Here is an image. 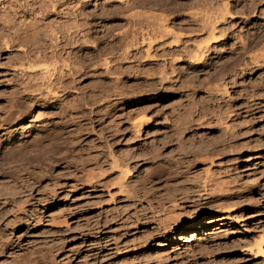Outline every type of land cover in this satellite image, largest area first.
I'll return each instance as SVG.
<instances>
[{
	"label": "rangeland",
	"instance_id": "obj_1",
	"mask_svg": "<svg viewBox=\"0 0 264 264\" xmlns=\"http://www.w3.org/2000/svg\"><path fill=\"white\" fill-rule=\"evenodd\" d=\"M204 10L220 14L226 39L197 62L190 48L207 32L192 27ZM160 16L173 30L164 40L182 42L156 41L147 58L142 25ZM262 31L264 0H0V120L16 92L32 103L31 126L57 131L24 152L32 162L0 159V264H264L250 250L264 233V59H249L264 40L245 47ZM30 55L55 58L52 79ZM214 216L222 223L200 238L179 239Z\"/></svg>",
	"mask_w": 264,
	"mask_h": 264
},
{
	"label": "bare ground",
	"instance_id": "obj_2",
	"mask_svg": "<svg viewBox=\"0 0 264 264\" xmlns=\"http://www.w3.org/2000/svg\"><path fill=\"white\" fill-rule=\"evenodd\" d=\"M222 5V9H224L223 11H225L224 13H220L221 14V16H219L220 14H218V16L219 17H221V19H222V17L224 16V14H230V12H229V10H227V8H228V3L226 2L225 4H221ZM203 12V11H202ZM221 12V11H220ZM209 13H210V11H209ZM208 12H207V10L205 11L204 10V12H203V16L201 17L200 16V18L199 19H196L195 20V23L196 24H194V27H192L191 29H192V31L195 29V31L196 30H198V31H204L205 30V32H207L206 34H207V36H206V38L205 39H200V40H195L194 42H193V47L192 48H190L191 50L193 49V52L189 55L190 57H191V59L193 60H200L201 58L202 59H204L205 57H206V55H207V53L208 52H210L211 51V49L212 48H214V47H212L214 44H216V43H219V44H223L224 42H225V39H224V37H222V36H224V31L225 30H222V29H219L218 30V27H217V23H218V21H219V17L218 16H211V14H209ZM192 14H194V13H192ZM198 14V13H197ZM190 15V14H189ZM195 15H196V12H195ZM202 15V14H201ZM162 16H160V19H157L158 21L157 22H155V24H150L151 22H149L148 23V25L146 26V25H142V30L143 31H145L144 30V28H143V26L144 27H147V28H145V29H148L147 30V32L145 31V38H144V36H143V34H142V36H143V41L145 40L146 42H147V54L146 55H148L147 56V58H150V57H152V56H149V49H151L150 47H151V44L152 43H154V42H156V41H160L161 42V45L162 44H164V45H166V43H167V41H165L164 40V38L166 37V36H168V35H170V34H172L173 33V30L169 27V26H167V24H163L164 22H165V20H166V18H161ZM198 17H199V15H198ZM195 18H196V16H195ZM224 18V17H223ZM152 20V19H151ZM150 20V21H151ZM147 21V20H146ZM153 21V20H152ZM186 21V20H185ZM194 22H192V24H193ZM147 24V23H146ZM52 27V26H51ZM63 27H64V25H63ZM32 28V27H31ZM53 29H55V27H52ZM26 29V28H25ZM49 29H50V27H49ZM9 30V29H8ZM141 30V31H142ZM25 31V30H24ZM49 31V30H48ZM50 31H51V29H50ZM49 31V33H54V31H51L50 32ZM57 31V30H56ZM59 31V30H58ZM57 31V32H58ZM9 32V31H8ZM19 32V31H18ZM176 32V31H175ZM188 32V31H187ZM194 32V31H193ZM192 32V33H193ZM216 32H218V33H220V34H216ZM16 33V32H15ZM27 33V32H26ZM37 33V32H36ZM177 33V32H176ZM55 34V35H54ZM53 35H54V37L56 38V39H58L57 38V36H56V32L54 33ZM28 35V34H27ZM34 35H35V37H36V35H38V34H35L34 33ZM34 35H33V37H34ZM4 36V35H3ZM29 36H31V35H29ZM141 36V37H142ZM2 37V36H1ZM0 37V38H1ZM10 36H8V38H9ZM17 37V36H16ZM172 38H171V40H170V38H169V40H170V42H169V40H168V43H167V46L169 45V46H178V43L179 42H182V40H181V37L180 36H178V35H176V34H174L173 36H171ZM13 37H11V38H9V39H12ZM24 38H26V37H24ZM31 38V37H30ZM55 38H53V39H55ZM168 38V37H167ZM9 39H5V38H2V41L4 42V45H7L9 42H10V40ZM55 39V40H56ZM264 40V32L262 31V33H261V35H260V37L258 38L257 36H255V38L254 39H251L249 42H247V46H245V45H243V46H245L246 47V50H250L251 48H253V47H255L256 48V45L258 46V43H261L260 41L261 40ZM14 40V39H13ZM28 41V40H27ZM246 42H244L243 44H245ZM263 43V42H262ZM182 44V43H181ZM159 45H160V43H159ZM8 46V45H7ZM163 46V45H162ZM166 46V47H167ZM181 46V45H180ZM260 46V45H259ZM42 47V46H41ZM159 47V46H158ZM165 47V46H164ZM45 48V47H44ZM171 48V47H170ZM217 48V47H216ZM243 48V47H242ZM25 49V48H24ZM39 49V48H38ZM166 49V48H165ZM177 49V48H176ZM185 49V48H184ZM189 48H187V50H188ZM215 49V48H214ZM254 49V48H253ZM37 50V49H36ZM35 50V51H36ZM40 50V49H39ZM38 50V53H41V55H43V52H40ZM44 50V49H43ZM46 50V49H45ZM162 50H164V48L162 47ZM182 50V49H181ZM190 50V51H191ZM242 50H244V49H242ZM246 50H244L245 52H246ZM252 50V49H251ZM41 51H42V49H41ZM174 51H175V48H174ZM174 51H171V52H174ZM189 51V50H188ZM187 51V52H188ZM259 51H262V52H260L259 54H250V55H252V56H250L249 54H247V56L249 55L250 56V58L249 59H252V60H254V62L255 63H257L258 62V57H260V58H263L264 59V45L260 48V50ZM31 52V51H30ZM30 52H29V54H30ZM46 52H47V50H46ZM54 52V51H53ZM162 52V51H161ZM166 52V50L165 51H163V54ZM179 52V51H178ZM251 52V51H250ZM253 52H255V51H253ZM256 52H257V50H256ZM26 53V52H25ZM25 53H23V54H25ZM36 53H37V51H36ZM49 53H51V51H49ZM167 53V52H166ZM168 53H170V52H168ZM175 53H176V51H175ZM22 54V56H25V55H23ZM53 54V53H52ZM54 54H55V52H54ZM152 54V53H151ZM171 54V53H170ZM189 54V53H188ZM209 54V53H208ZM27 55V54H26ZM32 55V54H31ZM31 55H30V57H28V59L26 60V59H24V60H26V63H32V62H34L35 63V61H37L38 62V60L39 61H41L42 63H46V64H44V67H42V70H44V71H42V73H43V77H46V78H44V79H46L47 80V77H50L52 74H50V69L48 68V66L49 67H51V64H53V65H55V58H54V62L52 63V58H53V56H50L49 54V57H52L51 59L50 58H47L48 57V55H47V57H45L46 55H45V52H44V57L42 56L41 58L40 57H38L39 55H35L36 56V59L37 60H35V59H33V58H35V56L32 58L31 57ZM56 55V54H55ZM169 55V54H168ZM173 55V54H172ZM56 56H58V55H56ZM209 56V55H208ZM21 57V56H20ZM61 57V56H60ZM19 58V57H18ZM27 58V57H26ZM39 58V59H38ZM57 59V58H56ZM63 59V58H62ZM62 59L60 58V60L62 61ZM47 60H51V62H50V64H47ZM251 60V61H252ZM14 61V60H13ZM16 61H17V58H16ZM47 61V62H46ZM57 61V60H56ZM60 61V62H61ZM64 61L65 60H63L62 62L64 63ZM104 61H106V60H104ZM15 62V61H14ZM13 62V63H14ZM36 62V63H37ZM59 61L57 62V64H61ZM152 62V61H151ZM156 62V61H155ZM161 62V61H160ZM195 62V61H194ZM198 62V61H197ZM33 63V64H34ZM62 63V64H63ZM16 64V63H15ZM27 64V65H28ZM33 64H32V66H33ZM38 64H40V62H38ZM61 64V65H62ZM65 64V63H64ZM106 64V63H105ZM104 64V65H105ZM236 64V63H235ZM30 65V64H29ZM35 65H37V64H34V66ZM230 65V64H229ZM228 65V66H229ZM246 65V64H245ZM244 65V66H245ZM33 66V67H34ZM38 66V65H37ZM40 66V65H39ZM62 66H64V65H62ZM61 66V67H62ZM41 67V66H40ZM53 67V66H52ZM51 67V68H52ZM150 67V66H149ZM159 67V66H158ZM163 67H165V66H163ZM162 67V68H163ZM220 67V66H219ZM226 67V66H225ZM224 66H223V69L225 68ZM28 68H29V66H28ZM36 68V67H35ZM44 68V69H43ZM156 68V67H155ZM227 68V67H226ZM32 69V68H31ZM40 69V68H39ZM53 69V68H52ZM56 69H58L57 71H56V73L58 74V72H60V70H61V68H57L56 67ZM149 69V68H148ZM147 69V70H148ZM151 69V68H150ZM154 69V68H153ZM152 69V70H153ZM161 70V74L162 75H165L166 76V74L167 73H165V74H163L164 72L162 71V69L159 67L158 68V70ZM215 69V68H214ZM221 69H222V67H221ZM220 69V70H221ZM63 70V69H62ZM151 70V71H152ZM156 70V69H155ZM157 70V72H159ZM218 70V69H217ZM226 70V69H225ZM41 71V70H40ZM39 71V72H40ZM198 71V70H197ZM219 71V70H218ZM217 71V73H215V74H218L219 72ZM222 71V70H221ZM51 72H52V70H51ZM63 72V71H62ZM62 72H61V74H62ZM147 72H150V71H147ZM156 72V71H155ZM154 72V73H155ZM155 73V74H159V73ZM163 72V73H162ZM194 72V71H193ZM216 72V71H215ZM41 72L39 73V75H40V77H41V74H42ZM53 73H55L54 72V69H53ZM153 73V72H152ZM151 72L150 73H148L149 75L150 74H152ZM153 73V74H154ZM208 73V72H207ZM152 74V75H153ZM160 74V75H161ZM192 74V73H191ZM211 74V73H210ZM56 75V74H55ZM161 75V77H163ZM220 75V74H219ZM57 76V75H56ZM58 76H61V75H59L58 74ZM159 76V75H158ZM196 76V75H195ZM208 76H209V74H208ZM212 76V75H211ZM224 76V75H223ZM223 76H222V78H223ZM39 77V78H40ZM62 77H63V75H62ZM149 77V76H148ZM150 77H151V75H150ZM160 77V76H159ZM161 77H160V79H161ZM168 77V76H167ZM213 78H217V76H212ZM211 77V78H212ZM55 78V77H54ZM54 78H53V80H54ZM61 78V77H60ZM155 78H156V75H155ZM191 78H192V76H191ZM190 78V79H191ZM194 78V77H193ZM215 78V79H216ZM43 79V78H42ZM43 79V80H44ZM49 79V78H48ZM50 79H52V76L50 77ZM49 79V80H50ZM59 79V77L56 79V81ZM160 79H158V80H160ZM41 80V79H40ZM48 80V81H49ZM53 80H52V82L51 83H56V82H53ZM162 80V79H161ZM187 80V79H186ZM218 80V79H217ZM222 80V79H221ZM48 81H45V82H48ZM55 81V80H54ZM59 81V80H58ZM57 81V82H58ZM151 81V80H150ZM156 81V80H155ZM44 83V82H43ZM59 83V82H58ZM150 82L148 81V84H149ZM154 83V82H153ZM62 84V83H61ZM157 84V83H156ZM159 84V83H158ZM24 85V84H23ZM48 85H52V84H50V82H49V84ZM59 85H60V83H59ZM63 85V84H62ZM61 85V86H62ZM154 85V84H153ZM152 84H151V86H153ZM45 86V85H44ZM53 86V85H52ZM155 86V85H154ZM46 87V86H45ZM48 87V86H47ZM46 87V88H47ZM55 87V86H54ZM54 87L52 88V87H49L48 89H52L51 90V92L52 93H48V94H52L53 95V97H56L55 95H54V93H53V89H54ZM63 87V86H62ZM45 88V89H46ZM56 88V87H55ZM152 88V87H151ZM157 88V87H156ZM206 88H208V87H206ZM16 89V88H15ZM29 89V88H28ZM32 89V88H31ZM45 89H44V91H45ZM57 89V88H56ZM56 89H54V90H56ZM23 90V89H22ZM47 90V89H46ZM155 90V89H154ZM153 90V91H154ZM157 90V89H156ZM207 90V89H206ZM209 90H210V88H209ZM223 90H224V92L226 91L227 92V90L226 89H224L223 88ZM222 90V91H223ZM14 91V90H13ZM13 91H11L12 93H13ZM149 91V90H148ZM10 92V96L12 95L13 96V94ZM41 92V91H40ZM47 92V91H46ZM50 92V91H49ZM57 92V91H56ZM15 93V96H11L12 98H9V99H11L10 101H9V108H8V110L6 111V109H5V114L4 113H2V114H4V116H3V118L0 120V159H2L1 160V162L3 161V163L4 164H17V161H22V163L25 161V160H23V159H26V157L28 156L27 154V156L24 154V152H29L28 151V149L29 148H32V149H35V148H37V147H39V148H37V149H40V145H42L41 143H42V141H44V140H46V139H49L50 138V136H51V134L53 133L54 134V132H57L56 131V129L55 128H50V126L49 127H42L41 125V127H35V126H31L30 125V123L32 122V121H34V120H31L30 118V120L28 119V116L30 115V113H33V112H35V110L33 109V106L32 105H30L29 103H31V102H29L28 103V101H27V103H25L23 100H21L20 98H18L17 97V94H16V92H14ZM42 93V92H41ZM44 93V92H43ZM58 93V92H57ZM45 94H47V93H45ZM45 94H43V96H45ZM41 94L39 93V95L38 96H40ZM51 95V96H52ZM33 97H37V95L35 96V95H33ZM49 97V96H48ZM52 97V98H53ZM41 98V97H40ZM43 98V97H42ZM46 98V97H45ZM44 98V99H45ZM7 99V98H6ZM31 99H32V97H31ZM35 99V98H34ZM38 99H39V97H38ZM35 101V100H34ZM33 102V101H32ZM198 103V102H197ZM7 104H8V102H7ZM32 104V103H31ZM192 104H193V102H192ZM38 105V104H37ZM147 105V104H146ZM190 105V104H189ZM196 105V104H195ZM191 106V105H190ZM193 106H194V104H193ZM8 107V106H7ZM175 107H176V105H175ZM56 108V107H55ZM147 108V107H146ZM144 109V110H147V109ZM194 110L196 109L195 107H192ZM143 109V108H142ZM189 109V108H188ZM200 109V108H199ZM192 110V109H191ZM207 110V109H206ZM172 111V110H171ZM185 111H187V109L185 110ZM184 111V112H185ZM189 111V110H188ZM187 111V112H188ZM187 112H185V114L187 113ZM190 112V111H189ZM199 112V111H198ZM204 112V111H203ZM207 112V111H206ZM47 113H48V111H47ZM191 113H193V112H191ZM190 113V114H191ZM219 113V112H218ZM220 113H222V112H220ZM225 113H229V112H225ZM43 114V113H42ZM139 114V113H138ZM184 114V115H185ZM198 114V113H197ZM202 116L204 115V114H202V110H201V113H200ZM206 114V113H205ZM224 114V113H223ZM44 115V114H43ZM183 115V113H182V115L180 114V115H178L179 117H183L184 116ZM193 115V114H192ZM200 115V116H201ZM216 115H218V114H216ZM38 116V115H37ZM36 116V119L37 118H39L40 117V114H39V117H37ZM175 116V115H174ZM191 116V115H190ZM198 117V118H201V117ZM177 116H175V118L174 119H177L176 118ZM185 117H186V115H185ZM184 117V118H185ZM188 117H189V113H188ZM187 117V118H188ZM192 117V116H191ZM191 117L190 118H188L189 120L191 119ZM196 117H197V115H196ZM196 117H194V118H192V119H196ZM220 117H222V114H221V116ZM220 117H219V119H220ZM224 117H225V115H224ZM47 118V117H46ZM173 118V117H172ZM183 118V122L182 123H185L188 119L187 118H185L184 119ZM198 118H197V121H198ZM203 118H204V116H203ZM202 118V119H203ZM27 119H28V121H30V122H28L27 121ZM35 119V120H36ZM143 119H144V117H143ZM146 119V118H145ZM143 120L144 122L146 121V120ZM166 119V118H165ZM173 119V120H174ZM181 118H179V120H180ZM187 119V120H186ZM148 120H149V118H148ZM172 120V119H171ZM172 120V121H173ZM178 119L177 120H175V123L174 122H172V123H174V127H175V125L177 124L176 122L177 121H179ZM186 120V121H185ZM200 120V119H199ZM209 120V119H208ZM222 120V119H221ZM224 120H225V118H224ZM223 120V121H224ZM140 121V120H139ZM141 121H142V119H141ZM139 122V123H137L136 124V126H142L143 125V123L144 122ZM196 121V122H197ZM41 122H43V121H41ZM147 122V121H146ZM179 122H181V120L179 121ZM179 122H178V124H179ZM190 122V121H189ZM207 122V121H206ZM219 122H221V121H218V123ZM35 123H36V121H35ZM205 123V122H204ZM32 124V123H31ZM39 124V123H38ZM41 124V123H40ZM134 124V123H133ZM186 124H187V122H186ZM185 124V125H186ZM189 124V123H188ZM223 124V123H222ZM221 124V125H222ZM33 125V124H32ZM45 125V124H44ZM181 124H179V129L177 128L178 127V125H176L177 127H175L176 129H178L179 130V132H181L180 131V127L182 126V125H184V124H182L181 126H180ZM200 125V124H199ZM218 125V124H217ZM227 125V124H226ZM225 125V126H226ZM38 126V125H37ZM228 127V126H227ZM231 127V126H230ZM185 128V127H184ZM191 128V127H190ZM226 128V127H225ZM18 129H20L21 131H18ZM182 130H183V126H182V128H181ZM187 129V128H186ZM189 129V128H188ZM223 129V128H222ZM228 129V128H227ZM185 130V129H184ZM226 130V129H225ZM172 131H173V128H172ZM174 131H177V130H174ZM186 131V130H185ZM185 131H183V132H185ZM58 132H59V130H58ZM182 133V132H181ZM52 134V135H53ZM56 135H57V133H55ZM174 134V133H173ZM175 134L176 135H178L179 133L178 132H175ZM166 135V134H165ZM176 135H174V136H176ZM181 135V134H180ZM180 135H178V137L180 136ZM169 137H170V135H168ZM201 136V135H200ZM206 136V135H205ZM59 137V136H58ZM57 136H56V139L58 138ZM168 137V138H169ZM207 137V136H206ZM52 138V140L50 139V140H47V141H54V138H53V136L51 137ZM209 138V137H208ZM211 138V137H210ZM59 139V138H58ZM179 139H180V137H179ZM204 139V138H203ZM206 139V138H205ZM204 139V140H205ZM214 139V138H213ZM169 140H171V139H168V141ZM176 140H178L177 139V137H176ZM175 140V141H176ZM182 141H183V139H181ZM207 140V139H206ZM215 140V139H214ZM217 140L218 139H216V142L215 143H219V142H217ZM222 140H223V138H222ZM56 141H58V140H56ZM201 141H202V139H201ZM212 140H210V142H211ZM179 143H180V140L178 141ZM177 142V143H178ZM222 141L220 140V143H221ZM224 142H226V141H224ZM223 142V143H224ZM43 143H47V142H43ZM57 143V142H56ZM183 142H181V144H182ZM202 144H204L205 143V145L207 144L206 142H201ZM223 143H221L222 144V146L224 147V148H227V147H225V145H223ZM207 145H209V144H207ZM213 146H214V144H212ZM216 145H220V144H216ZM45 146H47V145H45ZM179 146V145H178ZM201 146V145H200ZM202 146H204V145H202ZM210 146H211V143H210ZM222 146H220V147H218V152L221 154V151H219V148H220V150L223 148ZM41 147H43L44 148V146L42 145ZM209 146H207V148H208ZM217 147V146H216ZM215 147V152H214V154L215 153H217L216 152V150H217V148ZM222 147V148H221ZM42 148V149H43ZM197 148H199V147H197ZM201 148H205L206 150H204L205 152L204 153H202V154H206V156L208 155L207 154V152L206 151H210L211 149H213L212 148V146H211V149L209 148L208 150H207V148H206V146H204V147H201ZM41 149V150H42ZM45 149V148H44ZM203 149H201V150H203ZM40 150V151H41ZM32 151V150H31ZM38 150H35V152H37ZM40 151H38V152H40ZM49 151V150H48ZM208 151V152H209ZM26 152V153H27ZM200 152H202V151H200ZM211 152V151H210ZM43 153V152H42ZM47 153V152H46ZM198 153V152H197ZM196 153V154H197ZM218 153V154H219ZM195 154V153H194ZM199 154H201V153H199ZM201 154V156H205V155H202ZM211 154V153H210ZM213 154V153H212ZM211 154V155H212ZM219 154V155H220ZM198 155V154H197ZM31 156V155H30ZM30 156H28V157H30ZM209 156V155H208ZM215 156V155H214ZM217 156V155H216ZM32 157V156H31ZM28 158L27 160H29V159H31V162H32V158ZM39 157H40V155H39ZM34 158V157H33ZM203 158V157H202ZM190 159V158H189ZM201 159V158H200ZM204 159L206 160V157H204ZM203 159V160H204ZM207 159H209V158H207ZM26 160V162H28ZM35 160V159H34ZM33 160V161H34ZM187 160V159H186ZM193 160V159H192ZM202 160V159H201ZM208 161V160H207ZM209 161H210V159H209ZM0 162V164H2ZM30 162V161H29ZM206 162V161H205ZM19 163H21V162H19ZM21 163V165H23ZM210 163H212V161H210ZM209 163V164H210ZM19 165V164H18ZM26 164H24L23 166H25ZM12 166H16V165H12ZM17 167V166H16ZM127 166H125L124 168H125V170H126V172L125 173H129V170H128V168H126ZM18 168V167H17ZM99 169H100V167H99ZM123 172V171H122ZM149 172V171H148ZM132 175V174H131ZM151 175V174H150ZM158 175V174H157ZM121 176V175H120ZM123 176H125V174H123ZM254 177V176H253ZM121 178V177H120ZM251 179V178H250ZM122 180H123V178H122ZM89 184V183H88ZM123 184V183H122ZM214 184H215V182H214ZM126 185V184H125ZM206 185V184H205ZM216 185V184H215ZM219 185V184H218ZM217 185V186H218ZM220 185H221V183H220ZM133 186V185H132ZM211 186V185H210ZM214 186V185H213ZM212 186V187H213ZM121 187V186H120ZM131 187V186H130ZM209 186H207V188H208ZM215 187V186H214ZM214 187H213V189H214ZM219 187V186H218ZM210 188V187H209ZM216 189H217V187H215ZM211 189V188H210ZM219 189V188H218ZM206 191V190H205ZM210 192L211 191H213L212 189L211 190H209ZM215 191V190H214ZM217 191V190H216ZM219 192H220V190H218ZM217 191V192H218ZM173 192V191H172ZM207 192H208V190H207ZM174 193L175 192H173V197L172 198H170V199H172V200H170V201H172L173 202V204H175L174 202V200H176L175 199V197H174ZM172 194V193H171ZM210 194H212V192L210 193ZM209 195V194H208ZM168 198V199H169ZM173 198H174V200H173ZM177 198V197H176ZM166 201V200H165ZM171 202V203H172ZM221 217V218H220ZM224 216H214V217H209V218H207V219H205L204 218V220H202L200 223V226L198 227V226H194V228H192L193 230L189 233V234H187V235H185V234H180V236H179V239L180 240H183V241H185V242H189V241H191L192 239L194 240L195 238L197 239V238H200V237H198L199 235H198V232H197V229H199V230H202L203 228H205V230H207L206 228H208V227H210V226H213L215 223H222V222H219V221H222L224 218H223ZM226 217V216H225ZM226 219V218H225ZM192 220V219H191ZM201 220V219H200ZM215 226H217V225H215ZM218 227V226H217ZM165 230V229H164ZM204 230V229H203ZM260 230H262L263 231V229H260ZM172 232V231H171ZM170 232V233H171ZM182 232V231H181ZM204 232V231H203ZM203 234V236H204V233H202ZM260 235H259V237L257 236V238L256 239H254V241L252 242V246L251 247H253L252 249L250 248V250H253V253H255V255H264V233L263 232H261V233H259ZM192 240V241H193ZM248 244V243H247ZM249 250V251H250ZM252 252V251H251ZM32 264V263H31Z\"/></svg>",
	"mask_w": 264,
	"mask_h": 264
}]
</instances>
